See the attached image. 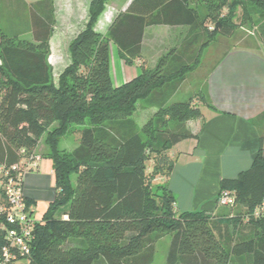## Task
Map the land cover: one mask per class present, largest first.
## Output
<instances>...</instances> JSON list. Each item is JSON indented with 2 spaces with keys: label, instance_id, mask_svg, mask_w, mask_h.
Returning <instances> with one entry per match:
<instances>
[{
  "label": "trees",
  "instance_id": "trees-1",
  "mask_svg": "<svg viewBox=\"0 0 264 264\" xmlns=\"http://www.w3.org/2000/svg\"><path fill=\"white\" fill-rule=\"evenodd\" d=\"M108 1L91 0L56 83L48 62L51 0L30 8L32 39L0 29V164L18 163L43 139L54 172L55 194L36 223L31 264H151L156 242L167 234L172 238L165 264H264V218L253 216L264 195L262 137L251 166L219 182V192L234 194L227 207L234 212L226 220L203 210H176L175 196L161 180L174 165L167 152L197 138L186 126L201 115L193 98L205 102L203 92L170 99L199 66L204 49L234 33L238 6H253L264 23V0H131L102 35L95 24ZM207 23H213L209 32ZM160 24L188 31L154 67L114 87L109 43L132 64L141 54L144 29ZM140 100L142 107L156 108L141 127L131 118ZM86 122L78 146L60 149L72 125Z\"/></svg>",
  "mask_w": 264,
  "mask_h": 264
},
{
  "label": "crops",
  "instance_id": "crops-1",
  "mask_svg": "<svg viewBox=\"0 0 264 264\" xmlns=\"http://www.w3.org/2000/svg\"><path fill=\"white\" fill-rule=\"evenodd\" d=\"M41 1L46 0H0V29L4 25L9 33L32 39L29 11L32 5ZM130 1L109 0L98 17L95 30L105 35L113 19L126 9ZM90 2L51 0L54 22L48 62L54 77H58L70 62L68 46L84 28ZM46 14L47 5L44 4ZM187 31L188 26H147L141 54L132 64H126L119 56L116 44L110 42L108 55L112 85L118 87L134 78L140 69L154 67L159 57L179 45ZM242 41L240 45L227 47L207 66L198 92L191 94L203 92L205 96V102L193 98L192 104L200 109L201 115L186 122L197 138L182 140L168 151L174 165L161 180L173 192L176 210H203L219 220L229 218L234 211L218 206L216 202L219 182L223 178L234 179L248 169L259 148V139L264 140V41L248 38ZM213 44L215 48L223 46L216 37L204 51ZM197 70L198 67L190 75ZM185 81H188L187 77L177 91ZM33 154L38 159L34 161L35 166L29 163L25 169L22 186L33 213L40 209L41 214L35 216L40 219L54 198V172L43 139Z\"/></svg>",
  "mask_w": 264,
  "mask_h": 264
},
{
  "label": "built area",
  "instance_id": "built-area-1",
  "mask_svg": "<svg viewBox=\"0 0 264 264\" xmlns=\"http://www.w3.org/2000/svg\"><path fill=\"white\" fill-rule=\"evenodd\" d=\"M36 159L38 157L31 153L10 166L0 164V213L4 216L0 221V233L4 238L0 245V264H31L30 248L39 219L35 217L32 206L27 204L22 182L28 164L35 166ZM216 202L218 206H232L233 192L221 190ZM253 216L264 218V195Z\"/></svg>",
  "mask_w": 264,
  "mask_h": 264
},
{
  "label": "rangeland",
  "instance_id": "rangeland-1",
  "mask_svg": "<svg viewBox=\"0 0 264 264\" xmlns=\"http://www.w3.org/2000/svg\"><path fill=\"white\" fill-rule=\"evenodd\" d=\"M244 7H245L244 10L242 5L236 8L235 15L233 16V21L235 23L234 33L228 37L223 36L224 38H221L222 37L221 35L218 36L219 41L223 43V46H218V48L217 47L215 48L213 44L212 46H210V48H208L206 51L202 53L198 70L193 72V74L191 75L190 73L186 75L188 81L187 82L185 81L182 84L181 89L172 96L170 102L185 100L189 96H191L192 93L198 92L201 77L205 73L207 66L210 65L214 61V59L218 58L220 54L227 47L233 45H240L241 43H243L242 40L246 38L253 39V41H261V42L264 41V23L260 22V20L258 19L256 9L248 4L244 5ZM10 19H14V17ZM22 22L21 24H23ZM2 26H3L2 27L3 32H8L7 34L9 36L13 35V33H9V30L6 28L7 26L6 27L4 25ZM212 26L213 23H207L208 32L211 31L210 27ZM53 81L56 83L57 77L53 76ZM144 102L145 101L143 100H140L138 102L136 110L131 117L139 127H141L156 111L155 107H147V108L142 107L144 105ZM87 126H89L88 122L80 126L72 125L70 130L60 138L59 148L67 152H71L79 144L78 135H80V130ZM152 165H153L152 160L147 162V166L149 168L148 170L151 169ZM155 182L156 180L153 181V183ZM39 210L37 209L34 213V215L37 217L41 214ZM171 238L172 235L167 234L156 242L154 259L151 264L166 263V255ZM229 264H233V261L229 262Z\"/></svg>",
  "mask_w": 264,
  "mask_h": 264
}]
</instances>
